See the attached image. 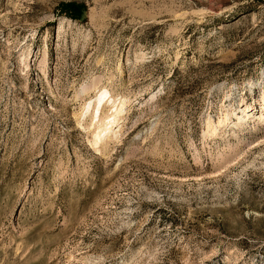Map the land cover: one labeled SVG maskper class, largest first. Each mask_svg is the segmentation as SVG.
<instances>
[{
    "label": "rangeland",
    "instance_id": "374dc122",
    "mask_svg": "<svg viewBox=\"0 0 264 264\" xmlns=\"http://www.w3.org/2000/svg\"><path fill=\"white\" fill-rule=\"evenodd\" d=\"M0 264H264V0H0Z\"/></svg>",
    "mask_w": 264,
    "mask_h": 264
},
{
    "label": "bare ground",
    "instance_id": "6f19581e",
    "mask_svg": "<svg viewBox=\"0 0 264 264\" xmlns=\"http://www.w3.org/2000/svg\"><path fill=\"white\" fill-rule=\"evenodd\" d=\"M104 91V90H103ZM107 92H102L99 94V96L96 98L95 103H96V107H95V112L97 113L99 110V107L101 105V103L107 98ZM95 114V113H94ZM113 121L109 120L108 122L105 123V125L103 126V128L100 130L99 134L96 135V139L100 137V133L108 130L111 126H112Z\"/></svg>",
    "mask_w": 264,
    "mask_h": 264
},
{
    "label": "trees",
    "instance_id": "16d2710c",
    "mask_svg": "<svg viewBox=\"0 0 264 264\" xmlns=\"http://www.w3.org/2000/svg\"><path fill=\"white\" fill-rule=\"evenodd\" d=\"M69 8L71 10H73L74 14L76 15H79V12L81 10V6L80 5H75V4H68Z\"/></svg>",
    "mask_w": 264,
    "mask_h": 264
}]
</instances>
